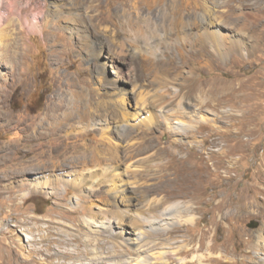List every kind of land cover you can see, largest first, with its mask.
<instances>
[{
  "label": "rangeland",
  "instance_id": "obj_1",
  "mask_svg": "<svg viewBox=\"0 0 264 264\" xmlns=\"http://www.w3.org/2000/svg\"><path fill=\"white\" fill-rule=\"evenodd\" d=\"M37 1L41 30L7 31L0 66V264H264V0ZM101 144L86 209L70 186L47 192ZM176 168L198 173L193 190L164 191ZM157 199L193 220L147 227L138 261L81 220L101 209L129 230ZM191 237L200 249L177 253Z\"/></svg>",
  "mask_w": 264,
  "mask_h": 264
},
{
  "label": "bare ground",
  "instance_id": "obj_2",
  "mask_svg": "<svg viewBox=\"0 0 264 264\" xmlns=\"http://www.w3.org/2000/svg\"><path fill=\"white\" fill-rule=\"evenodd\" d=\"M36 1L37 0H0V66L1 67L6 61V58L12 56V53H13V50H11V45H13V41L11 38H8L6 34L7 31L17 30L19 32V30L24 29V30H27L29 33H35L36 31L41 30V24L43 25V22L41 21V17H39V13L41 12L40 10L44 5L43 3L38 2V1L36 2ZM93 2L94 0H92V3ZM99 5L100 3H96L95 6L97 7ZM10 27H12V29L9 30L8 28ZM17 31H15V33ZM17 45L18 44H16V46ZM257 46H259L258 43H254V44L251 43L250 49L253 50ZM247 50L249 51V49ZM14 52H16V50ZM2 75H8V73H4ZM157 111H158V115L162 118V120L164 121L169 120L168 119L169 114H167L163 105L160 106L157 109ZM179 112H182V111H179ZM71 115L73 114L71 113L66 114L67 117H71ZM79 118L84 119L85 118L84 114L81 115V117ZM70 126H73V125H70ZM170 128L179 133H182V132L187 131L190 128V126L189 124H187V122L178 119V120H175L174 124L170 125ZM111 151H112L111 147L105 146V144L95 146V150L93 151V153L91 152L93 154V156H91V162L88 164L89 166L84 170V172L80 173V176L75 177V178L67 176V178L65 179H58L55 177L52 182L56 183L58 181L57 185L52 188L50 187L51 189L49 188L47 192L54 193V192H58L61 189L66 190L67 187L70 186L74 188L76 191L75 199L71 200V202L73 203V206L74 207L78 206L80 207L81 210L86 209L87 205L84 203L85 199L83 200V198L88 197V195L89 196L92 195L93 193L96 192V190L98 192L102 190L104 172L106 173V170L108 169V167H105V168L101 167L100 164L102 163L101 161L103 158L106 160V158L104 157V154L110 153ZM85 159H88V157H85ZM144 161L146 162V164L153 163V162L149 163L148 158L145 159ZM183 166L186 167L185 165ZM166 167H168V164L166 165ZM24 173L25 172H21L19 173V175H22ZM167 176H168L167 180L171 179L170 181L171 185L170 187L169 186L164 187L163 188L164 191L166 193H168L169 191L170 193L172 191L174 192L179 191L178 193H180V192H189L194 189L195 182L198 178V173H196L193 169H190V168L187 172H184L183 169L176 168L175 171H171L169 172V174L167 173ZM18 186H21V185L18 184ZM39 186L40 184L35 183L32 185V187H30V190L37 191L39 188H41ZM7 188L12 190L13 187L7 186ZM122 190L125 191V188H123ZM134 217L137 222L139 223L147 222L148 224L133 225L131 228H129V230H127L129 224L124 222V218L121 215H118L117 217H112V215L109 217H106V214L102 213L101 209H98L95 211H88L85 215L81 217V220L86 225L87 228H89L90 230H93L94 232H97L99 230H108L109 232H114L115 234L119 235L120 236L119 241L122 244V247H124L128 252L126 253V256L124 258L126 263H130L131 260L138 261L136 259L137 258L136 256H140V253L145 249V246H146L144 237H145V232L147 230V227H157L158 229L166 230V229H169L174 224H182L183 222H190L193 220V217L190 218V204L185 203L180 200L167 201L163 199H157L156 202H154V204L152 203L148 205L147 216L143 214H140V215L136 214L134 215ZM194 241H195L194 237H191L188 241V246H189L188 249H186V247L183 245H178L176 252L184 253V252H189V251L200 249L201 246L195 247L193 245ZM199 242L201 245V241ZM200 257L202 258V256ZM185 264H188V263H185Z\"/></svg>",
  "mask_w": 264,
  "mask_h": 264
},
{
  "label": "water",
  "instance_id": "obj_3",
  "mask_svg": "<svg viewBox=\"0 0 264 264\" xmlns=\"http://www.w3.org/2000/svg\"><path fill=\"white\" fill-rule=\"evenodd\" d=\"M257 225H258V222L251 221L248 226H250V227H256Z\"/></svg>",
  "mask_w": 264,
  "mask_h": 264
}]
</instances>
